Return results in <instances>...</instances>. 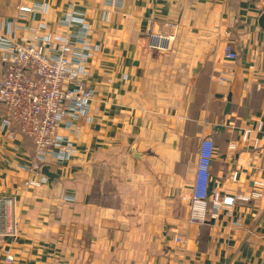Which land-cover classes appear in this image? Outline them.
<instances>
[{
  "label": "crops",
  "instance_id": "crops-1",
  "mask_svg": "<svg viewBox=\"0 0 264 264\" xmlns=\"http://www.w3.org/2000/svg\"><path fill=\"white\" fill-rule=\"evenodd\" d=\"M263 11L264 0H0V30L15 40L63 34L61 19L83 15L94 91L78 134L59 130L73 152L48 161L58 178L35 188L23 169L33 145L6 129L0 103V197L18 224L0 235V264L6 249L10 264H264ZM149 29L173 35L170 49L148 48ZM204 138L215 145L207 193L260 196L192 224Z\"/></svg>",
  "mask_w": 264,
  "mask_h": 264
},
{
  "label": "built area",
  "instance_id": "built-area-1",
  "mask_svg": "<svg viewBox=\"0 0 264 264\" xmlns=\"http://www.w3.org/2000/svg\"><path fill=\"white\" fill-rule=\"evenodd\" d=\"M18 10L20 16L29 13L34 18L38 8L21 5ZM59 24L67 29L65 33L39 34L38 28H31L29 34L18 40L9 31L0 30V63L5 69L0 80V103L5 111L3 124L6 129L16 124L30 139L34 149L28 164L23 165L29 174L24 182L27 188L38 187L46 181L40 172L42 165L51 160L60 164L72 154V140L59 130L77 135L76 122L88 115L94 96L87 83L86 57L79 47L86 45L90 34L84 16L71 14ZM72 27L77 30L72 32ZM173 39V35L155 34L149 29L147 46L163 53L170 49ZM224 52L228 59L237 57L230 42L226 43ZM242 137L248 139L249 130ZM201 144L198 177L189 198L188 222L192 224H204L208 218H217L222 211H231L237 201L247 202L260 196L256 191L234 196H222L213 191L209 195L208 170L215 145L210 138H204ZM13 205V198L0 197L1 236L18 235V224L12 215ZM240 224L239 217L232 222L233 226ZM176 240L184 242L181 236ZM4 261L8 264L14 261V255L8 249L4 251Z\"/></svg>",
  "mask_w": 264,
  "mask_h": 264
},
{
  "label": "water",
  "instance_id": "water-1",
  "mask_svg": "<svg viewBox=\"0 0 264 264\" xmlns=\"http://www.w3.org/2000/svg\"><path fill=\"white\" fill-rule=\"evenodd\" d=\"M258 23L260 26L264 28V11L260 15L258 19ZM40 172L45 177L47 183L52 182L54 178H58V174L52 171L51 168L47 164L42 165V167L40 168Z\"/></svg>",
  "mask_w": 264,
  "mask_h": 264
},
{
  "label": "trees",
  "instance_id": "trees-1",
  "mask_svg": "<svg viewBox=\"0 0 264 264\" xmlns=\"http://www.w3.org/2000/svg\"><path fill=\"white\" fill-rule=\"evenodd\" d=\"M1 105L3 106V104L1 103ZM4 107V106H3ZM4 109V108H3ZM4 113H5V111H4ZM13 127H18L16 124H13L12 125ZM19 128V127H18Z\"/></svg>",
  "mask_w": 264,
  "mask_h": 264
}]
</instances>
